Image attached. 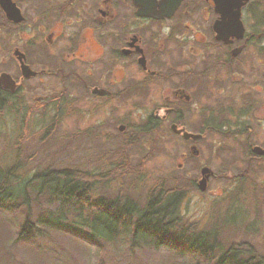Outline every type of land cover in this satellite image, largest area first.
Returning a JSON list of instances; mask_svg holds the SVG:
<instances>
[{
    "label": "flooded vegetation",
    "instance_id": "obj_1",
    "mask_svg": "<svg viewBox=\"0 0 264 264\" xmlns=\"http://www.w3.org/2000/svg\"><path fill=\"white\" fill-rule=\"evenodd\" d=\"M0 76V107L90 106L96 135L127 147L131 106L132 131L192 159L212 135L264 141V0H0Z\"/></svg>",
    "mask_w": 264,
    "mask_h": 264
},
{
    "label": "rangeland",
    "instance_id": "obj_2",
    "mask_svg": "<svg viewBox=\"0 0 264 264\" xmlns=\"http://www.w3.org/2000/svg\"><path fill=\"white\" fill-rule=\"evenodd\" d=\"M68 95V101L74 104L75 93ZM25 96L30 99L29 93ZM21 106L0 107V174L10 176L8 188L14 191L8 204L11 211L0 210V264L96 263L97 251L93 247L63 235H52L44 253L32 252L30 245L13 242L17 225L27 211L25 207L17 213L12 210L16 211L22 202L28 206L29 215L31 209L29 220L32 221L37 215H44L47 209L58 213L57 205L47 202L45 190L37 195L38 184L33 178L62 169L95 177L103 174L106 182L94 186V197H106L110 201L117 196L121 200L128 198L139 210L143 208L148 192L168 191L174 180H178V185L174 186L181 194L178 204L166 209L173 214L172 219H179L180 224L175 227L182 231L183 225L190 226L189 232L194 237L210 231L217 223L223 227L221 240L225 249L229 245H243L240 248L242 258L252 255L248 251L264 258V194L258 191L255 201L248 186L239 185L241 180L251 185L264 183V159H256L250 153V147H264V141L222 140L212 135L194 143L199 156L192 159L186 156L190 142L185 143L171 135L151 140L132 131L140 123L143 110L131 106L127 122L132 135L130 142H136L126 146L125 151H119L117 147L125 144L121 138L105 139L107 133L117 134L114 128L100 126L99 135H96L92 120L95 116L91 115L90 106H83L78 111L68 106L59 115L49 111L43 120H40L41 115L31 116L30 110ZM121 113L119 110L116 114L121 116ZM102 116L98 111L97 117L102 119ZM122 160L128 174L117 176L110 168ZM203 167H208L213 177L208 180L206 190L200 192L189 186V180L199 181ZM237 188L240 193L236 197L234 191ZM21 189L24 190L22 197L18 194ZM65 215L68 219L75 217L69 211ZM114 248L119 249L116 251L118 264H200L198 260L190 261L164 249L138 247L133 257L123 247Z\"/></svg>",
    "mask_w": 264,
    "mask_h": 264
},
{
    "label": "trees",
    "instance_id": "obj_3",
    "mask_svg": "<svg viewBox=\"0 0 264 264\" xmlns=\"http://www.w3.org/2000/svg\"><path fill=\"white\" fill-rule=\"evenodd\" d=\"M135 142L133 140L129 145ZM125 147L117 148L125 151ZM124 160L114 164L110 171L117 176L126 174L128 171ZM7 175L2 177L0 174V210L11 211L8 204L14 191L8 188L10 176ZM103 177V174L99 177L82 175L71 169L52 170L35 176L33 181L38 184L37 195L45 190L47 202L57 205L58 213L47 209L44 215H37L32 221L29 220L31 209L29 215L28 206L22 202L16 207V211L12 210L17 213L25 207L27 211L22 222L17 225L13 242L30 245L32 252L44 253L49 246L47 241L52 235H63L93 247L97 251L95 264H118L116 251L119 249L115 250L114 247H123L135 257V249L143 246L152 250L164 249L190 261L198 260L200 264H264V258L258 257L252 251H248L252 254L250 257L242 258L240 248L243 245H229L225 249L221 240L223 227L217 223L213 224L215 227L212 226L210 231L194 237L189 232L190 226L183 225L185 229L182 231L175 227L180 221L178 218L172 219L173 214L166 209L169 206L175 208L180 199L181 194L174 187L178 185L177 179L168 191L159 189L157 193L148 192L144 206L139 210L128 198L121 200L117 196L110 201L106 197H94V186L106 182ZM240 184L248 186L255 201L258 191L264 194V183L251 185L250 182L241 180ZM189 186L194 188L190 180ZM23 192L21 189L18 194L22 197ZM239 193L237 188L234 194L237 197ZM66 211L75 217L68 219Z\"/></svg>",
    "mask_w": 264,
    "mask_h": 264
},
{
    "label": "water",
    "instance_id": "obj_4",
    "mask_svg": "<svg viewBox=\"0 0 264 264\" xmlns=\"http://www.w3.org/2000/svg\"><path fill=\"white\" fill-rule=\"evenodd\" d=\"M6 78L5 76H0V81L2 79ZM10 88H13V87H10ZM199 136L197 135H191V134H184V138L185 139H196L198 138ZM252 152L255 154V155H258V156H264V149H261V148H258V147H254L252 149ZM212 175V172L209 168L207 167H203L200 171V180L198 181L197 183V188L200 192H204L206 190V186H207V182H208V179L209 177Z\"/></svg>",
    "mask_w": 264,
    "mask_h": 264
}]
</instances>
